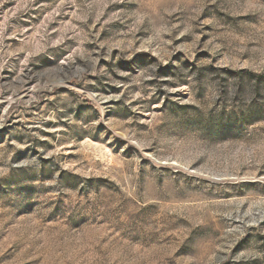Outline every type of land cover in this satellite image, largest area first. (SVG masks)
Instances as JSON below:
<instances>
[{
	"label": "rangeland",
	"instance_id": "obj_1",
	"mask_svg": "<svg viewBox=\"0 0 264 264\" xmlns=\"http://www.w3.org/2000/svg\"><path fill=\"white\" fill-rule=\"evenodd\" d=\"M0 264H264V0H0Z\"/></svg>",
	"mask_w": 264,
	"mask_h": 264
}]
</instances>
